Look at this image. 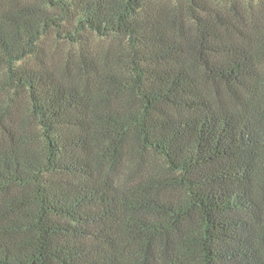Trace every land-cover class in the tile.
<instances>
[{"label": "trees", "instance_id": "obj_1", "mask_svg": "<svg viewBox=\"0 0 264 264\" xmlns=\"http://www.w3.org/2000/svg\"><path fill=\"white\" fill-rule=\"evenodd\" d=\"M0 264H264V0H0Z\"/></svg>", "mask_w": 264, "mask_h": 264}]
</instances>
